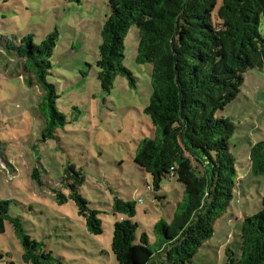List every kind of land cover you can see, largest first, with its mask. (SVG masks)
Listing matches in <instances>:
<instances>
[{
  "label": "rangeland",
  "instance_id": "374dc122",
  "mask_svg": "<svg viewBox=\"0 0 264 264\" xmlns=\"http://www.w3.org/2000/svg\"><path fill=\"white\" fill-rule=\"evenodd\" d=\"M110 13L109 0H0V202L8 203L9 215L21 220L42 252L51 253L53 264H119L112 249L115 223L129 216L116 217L117 198L135 203L131 220L140 226L138 235L147 233L157 249L154 227L169 220L184 193L182 184L165 180L156 196L149 191L152 175L135 162L141 141L156 134L146 114L153 94L152 65L137 62L136 25L126 36L124 51L135 83L119 76L105 91L99 81L102 32ZM260 30L264 35V16ZM55 32L59 36L48 81L57 88V108L67 123L53 139L44 140L40 106L45 93L35 76L25 72L17 46L29 35L41 45ZM218 115L237 125L232 140L237 182L225 217L217 220L215 235L192 264H227L228 248L240 254L245 216L261 210L264 175L252 173L249 156L252 144L264 141V68L245 75L238 99ZM70 166L86 176L80 193L100 212L102 235L88 230L74 200L58 197L71 193L63 180ZM35 169L42 185L32 178ZM23 256L22 240L7 221L0 235V264H33Z\"/></svg>",
  "mask_w": 264,
  "mask_h": 264
},
{
  "label": "trees",
  "instance_id": "16d2710c",
  "mask_svg": "<svg viewBox=\"0 0 264 264\" xmlns=\"http://www.w3.org/2000/svg\"><path fill=\"white\" fill-rule=\"evenodd\" d=\"M218 4L219 0H109L99 81L105 91L113 88L119 76L135 83L133 72L125 66L124 51L126 36L136 25L137 62L152 65L153 94L146 114L156 134L141 141L135 162L152 175L149 191L155 195L165 180H176L184 187L169 220H160L154 227L160 240L155 250L149 235L139 236L140 226L131 220L135 203L116 199V217L129 216L115 223L112 249L119 264H152L158 258L160 264H192L215 235L217 220L234 198L238 169L232 140L237 125L218 114L238 99L245 75L264 68L260 30L264 0H223L217 10ZM58 36L51 33L38 45L29 35L17 46L25 72L35 76L45 93L40 106L44 140L53 139L67 123L57 108V88L48 81ZM249 158L252 173L264 175V141L252 144ZM32 178L43 184L38 169ZM63 180L71 193L58 197L62 202L74 200L88 230L102 235L100 212L80 193L86 181L83 171L70 166ZM7 221L22 240L25 262L54 263L51 253L42 252V244L25 233L21 220L9 215L8 203L0 202V235L6 232ZM240 244V254L227 249V264H264V197L260 212L245 216Z\"/></svg>",
  "mask_w": 264,
  "mask_h": 264
},
{
  "label": "crops",
  "instance_id": "0c3cea01",
  "mask_svg": "<svg viewBox=\"0 0 264 264\" xmlns=\"http://www.w3.org/2000/svg\"><path fill=\"white\" fill-rule=\"evenodd\" d=\"M178 201H180V200H178ZM225 217V216H224ZM216 233V232H215Z\"/></svg>",
  "mask_w": 264,
  "mask_h": 264
}]
</instances>
